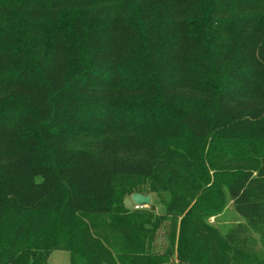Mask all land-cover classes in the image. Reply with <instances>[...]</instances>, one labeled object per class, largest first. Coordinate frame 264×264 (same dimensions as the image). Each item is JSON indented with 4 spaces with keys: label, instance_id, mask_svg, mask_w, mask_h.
Masks as SVG:
<instances>
[{
    "label": "trees",
    "instance_id": "trees-1",
    "mask_svg": "<svg viewBox=\"0 0 264 264\" xmlns=\"http://www.w3.org/2000/svg\"><path fill=\"white\" fill-rule=\"evenodd\" d=\"M236 141L264 143V1L0 0V264H264V151Z\"/></svg>",
    "mask_w": 264,
    "mask_h": 264
},
{
    "label": "rangeland",
    "instance_id": "rangeland-1",
    "mask_svg": "<svg viewBox=\"0 0 264 264\" xmlns=\"http://www.w3.org/2000/svg\"><path fill=\"white\" fill-rule=\"evenodd\" d=\"M224 148L229 150L230 153L236 157L243 158L246 153L254 154L257 151H264V143L260 144V147H258L255 144L249 142L236 141L224 143ZM233 165H236V162L232 163L229 168L234 167ZM143 183V179L138 177L120 176L116 179L115 186L120 190V194L129 197L132 194L129 192L131 190L138 189V187ZM148 194L151 195L150 204L144 206L133 205L129 208L133 211H149L152 214L163 213L165 211L163 202L168 198V195L166 193H158L154 191H151ZM206 222L219 233L224 234L237 223H245V219L235 211L231 199L228 195H226L225 204L222 211L218 214L208 217ZM253 237L256 239L259 249L264 252V244L260 241L259 235L253 233ZM48 264H70V252L66 250H55L51 252L48 258Z\"/></svg>",
    "mask_w": 264,
    "mask_h": 264
},
{
    "label": "water",
    "instance_id": "water-1",
    "mask_svg": "<svg viewBox=\"0 0 264 264\" xmlns=\"http://www.w3.org/2000/svg\"><path fill=\"white\" fill-rule=\"evenodd\" d=\"M151 203V195L140 192L132 193L129 197L124 199V205L132 207L133 205L144 206Z\"/></svg>",
    "mask_w": 264,
    "mask_h": 264
}]
</instances>
